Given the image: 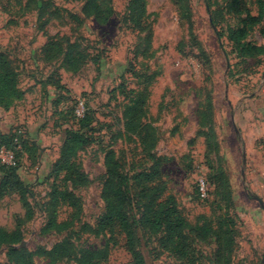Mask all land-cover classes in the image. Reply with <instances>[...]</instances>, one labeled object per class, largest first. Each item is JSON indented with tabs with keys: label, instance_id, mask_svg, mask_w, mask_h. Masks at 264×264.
<instances>
[{
	"label": "rangeland",
	"instance_id": "374dc122",
	"mask_svg": "<svg viewBox=\"0 0 264 264\" xmlns=\"http://www.w3.org/2000/svg\"><path fill=\"white\" fill-rule=\"evenodd\" d=\"M5 1L10 29H0V51L19 71L25 91L8 116L20 138L13 166L29 188L32 213L27 219L17 194L0 201V228L23 229L15 248L35 253L66 242L74 255L65 261L39 255L34 264H81L87 251L100 252L96 264H133L125 235L102 229L109 206L105 157L112 151L130 179L127 213L144 264H264V194L257 192L261 182L249 180V153L251 162L264 159V138H257L264 125L258 104L242 101L250 87L261 89L264 58L239 62L228 31L241 27L245 14L235 13L233 0H97L106 11L102 21L83 15L86 0ZM245 4L258 14L257 0ZM262 30L264 20L248 41L264 46ZM50 41L53 50L46 53ZM70 44L82 53L74 59L76 70L64 56L45 59L57 45ZM135 102L145 129L129 135L127 110ZM72 132L92 139L80 152L90 184L74 189L83 208L77 217L67 206H51L55 188L72 190L57 165ZM145 172L164 182L160 200L172 196L187 222V259L143 225L148 195L146 182L136 177ZM200 179L208 185L205 200ZM55 215L72 223L68 230L45 231ZM226 219L234 222L227 242L220 231ZM6 253V247L0 251V264H8Z\"/></svg>",
	"mask_w": 264,
	"mask_h": 264
},
{
	"label": "trees",
	"instance_id": "16d2710c",
	"mask_svg": "<svg viewBox=\"0 0 264 264\" xmlns=\"http://www.w3.org/2000/svg\"><path fill=\"white\" fill-rule=\"evenodd\" d=\"M258 14L252 15L245 4V0H233V8L236 14H245V19L242 21V26L236 30L228 31V41L235 48L240 56L239 62L254 61L264 57V46L253 44L248 41L249 33L256 29L264 20V0H257ZM1 8L10 14V8L5 0H0ZM106 11L101 9V5L97 0H86L83 9V15L88 18H93L97 21H102ZM44 14H39V17ZM264 35V30L261 31ZM218 37L222 39L221 35ZM53 41H50L45 47L51 51L49 46H54ZM54 51V55L45 57V59H56L64 56L68 60L70 66L72 62V69L76 70L77 65L74 59L77 56H82L80 51L76 52V45H67L63 49L61 45ZM19 71L12 66L7 52L0 51V108L5 110L15 102L23 101L25 91L20 88L18 81ZM142 108L135 102L127 110L126 133L129 135H139L145 129L143 125ZM85 117V116H84ZM81 119L80 124L82 129H85L87 121ZM20 138L15 130L9 135L0 134V149L5 148L12 152H18L17 148L20 144ZM92 143V139L83 132H72L67 136L65 145L63 147L61 158L57 163L59 170L65 173V181L71 185L72 190H60L55 188L52 195V208H59L67 206L73 217H77L82 212V202L75 194L74 189L87 187L90 184V179L87 174L82 171L80 152L82 149ZM14 152V153H15ZM16 154V153H15ZM105 166L107 169V180L104 185V198L108 200V209L103 217L102 229L110 234L118 233L125 235V249L133 257V264H144L145 259L139 250L138 236L130 222L127 209L131 206V197L129 190V177L122 174L119 170V163L115 157L114 152L107 153L105 157ZM0 201L7 195L17 194L26 208V217L31 219V204L27 199L29 188L25 185L17 174V166L2 164L0 162ZM156 173L145 172L141 173L136 179H144L141 184L144 192L148 195V202L144 208L143 225L148 228L150 232L156 234H163V247L173 250L176 255L182 259H187L189 255L188 236L186 234L187 222L181 215L174 204L175 199L172 196L162 198L166 193L164 182L155 183ZM160 200V201H159ZM75 219V218H74ZM231 222V223H230ZM72 223L70 221H59L58 216L55 215L50 219L45 231H66ZM234 222L226 219V223L220 227L221 233L224 235V240L227 242L233 240V229L230 228ZM224 226L227 227L224 231ZM86 229L87 227H83ZM83 229V230H84ZM225 235H229L225 237ZM24 234L20 224L13 231H7L0 228V251L7 248L6 258L8 264H34L35 257L42 255L46 256L52 261H65L73 258V253L68 251V244L66 242L55 245L50 250L39 249L35 253H28L27 251L16 249L15 247L23 241ZM229 243V242H228ZM100 254L98 251H87L84 253V262L81 264H96L95 258Z\"/></svg>",
	"mask_w": 264,
	"mask_h": 264
},
{
	"label": "crops",
	"instance_id": "0c3cea01",
	"mask_svg": "<svg viewBox=\"0 0 264 264\" xmlns=\"http://www.w3.org/2000/svg\"><path fill=\"white\" fill-rule=\"evenodd\" d=\"M10 14H8L7 12H5L1 6H0V29H10L9 25V20H10ZM10 32V31H8ZM264 58V57H262ZM263 83H261V89L259 88V86L257 87L256 85L250 87L252 89V93L250 96L246 97L245 99H243V105L246 103H257L258 107L256 110V114L260 115V117L262 118V121H260V124L264 125V81H262ZM23 102V101H21ZM19 102V103H21ZM261 103L262 106L259 104ZM242 104V103H241ZM242 106V105H241ZM240 106H239V110L237 113V118L239 116L240 113ZM14 108H11L9 110H5L3 108H0V134L3 135H9L10 133L13 132L12 130V126L14 124V121L11 119L9 120L8 116L12 117V112ZM260 135L261 137H257V138H264V131H262L261 133H257V135ZM262 145H264V142H261ZM253 147L252 145H248V148ZM251 152V151H250ZM250 153H249V161H250V167H252V173L250 176L249 180L252 181H258L261 182V186H258L259 188L257 189L258 194L262 195V193L264 194V159H256L253 160L251 162V158H250ZM251 171V170H250ZM249 174V173H248ZM254 176V177H253Z\"/></svg>",
	"mask_w": 264,
	"mask_h": 264
},
{
	"label": "built area",
	"instance_id": "2783aa9c",
	"mask_svg": "<svg viewBox=\"0 0 264 264\" xmlns=\"http://www.w3.org/2000/svg\"><path fill=\"white\" fill-rule=\"evenodd\" d=\"M0 162L2 164L13 165L15 163V154L5 148L0 149ZM199 191L202 199L208 198V185L204 179L199 181Z\"/></svg>",
	"mask_w": 264,
	"mask_h": 264
}]
</instances>
